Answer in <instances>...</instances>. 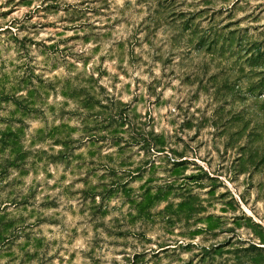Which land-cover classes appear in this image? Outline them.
Instances as JSON below:
<instances>
[{
    "label": "rangeland",
    "instance_id": "374dc122",
    "mask_svg": "<svg viewBox=\"0 0 264 264\" xmlns=\"http://www.w3.org/2000/svg\"><path fill=\"white\" fill-rule=\"evenodd\" d=\"M0 264H264V0H0Z\"/></svg>",
    "mask_w": 264,
    "mask_h": 264
}]
</instances>
